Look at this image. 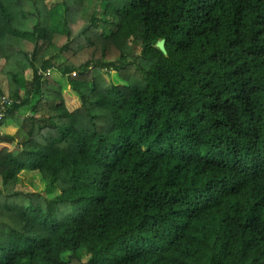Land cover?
<instances>
[{
  "label": "trees",
  "instance_id": "1",
  "mask_svg": "<svg viewBox=\"0 0 264 264\" xmlns=\"http://www.w3.org/2000/svg\"><path fill=\"white\" fill-rule=\"evenodd\" d=\"M0 60V264H264V0H0Z\"/></svg>",
  "mask_w": 264,
  "mask_h": 264
},
{
  "label": "rangeland",
  "instance_id": "2",
  "mask_svg": "<svg viewBox=\"0 0 264 264\" xmlns=\"http://www.w3.org/2000/svg\"><path fill=\"white\" fill-rule=\"evenodd\" d=\"M101 9H102V7L99 8V12L101 11ZM18 24L20 26L26 27V24L22 20L20 22H18ZM2 65H3V62H2V60H0V67H2ZM53 75H54V78L60 79L63 82L65 81V79L63 77H61L60 75H58L57 73H54ZM2 87H3V90H4V97L6 98V97L9 96L8 95V91H7V81L6 80L3 81ZM23 113L26 114V111H24ZM9 125H11V124H9ZM10 130L13 132L15 129H14L13 126L11 128H10V126H8V127H2L1 126V128H0V132H2V133L11 132ZM0 189H3L1 180H0ZM86 259H87V256L85 255V253L82 252L81 255H80V260L82 262H84Z\"/></svg>",
  "mask_w": 264,
  "mask_h": 264
},
{
  "label": "built area",
  "instance_id": "3",
  "mask_svg": "<svg viewBox=\"0 0 264 264\" xmlns=\"http://www.w3.org/2000/svg\"><path fill=\"white\" fill-rule=\"evenodd\" d=\"M48 74V73H47ZM10 102V100H8L5 97H2L0 99V118L3 116V111L5 110V105L6 103Z\"/></svg>",
  "mask_w": 264,
  "mask_h": 264
},
{
  "label": "water",
  "instance_id": "4",
  "mask_svg": "<svg viewBox=\"0 0 264 264\" xmlns=\"http://www.w3.org/2000/svg\"><path fill=\"white\" fill-rule=\"evenodd\" d=\"M156 47H158L161 51L165 52L164 48V40L160 39L155 43Z\"/></svg>",
  "mask_w": 264,
  "mask_h": 264
}]
</instances>
